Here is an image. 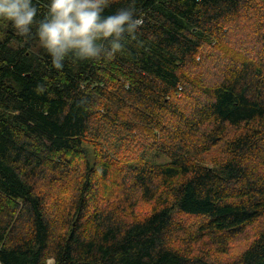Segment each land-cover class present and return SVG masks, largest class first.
Returning a JSON list of instances; mask_svg holds the SVG:
<instances>
[{"label": "trees", "instance_id": "obj_1", "mask_svg": "<svg viewBox=\"0 0 264 264\" xmlns=\"http://www.w3.org/2000/svg\"><path fill=\"white\" fill-rule=\"evenodd\" d=\"M32 2L0 19V264H264V0H110L135 38L60 70Z\"/></svg>", "mask_w": 264, "mask_h": 264}, {"label": "clouds", "instance_id": "obj_2", "mask_svg": "<svg viewBox=\"0 0 264 264\" xmlns=\"http://www.w3.org/2000/svg\"><path fill=\"white\" fill-rule=\"evenodd\" d=\"M110 0H49L46 17L36 32L41 46L60 70L70 56L81 61L97 60L107 41L109 58L123 48V41L135 38L143 25L132 7L105 14ZM37 8L32 0H0V19L10 22L22 37L32 34Z\"/></svg>", "mask_w": 264, "mask_h": 264}, {"label": "rangeland", "instance_id": "obj_3", "mask_svg": "<svg viewBox=\"0 0 264 264\" xmlns=\"http://www.w3.org/2000/svg\"><path fill=\"white\" fill-rule=\"evenodd\" d=\"M132 148H133V144L129 145V143H128V146L127 144L124 143V146L121 147L122 151H130L132 150ZM246 238L247 236L239 237L237 241L234 243V247L232 250H236L237 248L239 249L245 243Z\"/></svg>", "mask_w": 264, "mask_h": 264}, {"label": "bare ground", "instance_id": "obj_4", "mask_svg": "<svg viewBox=\"0 0 264 264\" xmlns=\"http://www.w3.org/2000/svg\"><path fill=\"white\" fill-rule=\"evenodd\" d=\"M235 32V31H234ZM247 65V64H246ZM140 218V217H139Z\"/></svg>", "mask_w": 264, "mask_h": 264}]
</instances>
